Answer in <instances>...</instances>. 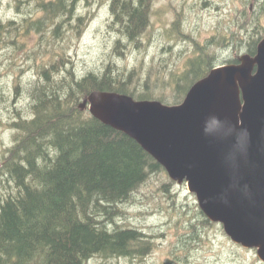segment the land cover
<instances>
[{
  "label": "trees",
  "instance_id": "trees-1",
  "mask_svg": "<svg viewBox=\"0 0 264 264\" xmlns=\"http://www.w3.org/2000/svg\"><path fill=\"white\" fill-rule=\"evenodd\" d=\"M15 1L17 16L0 22L1 68L13 80L9 91L0 85V125L6 122L13 132L11 145L0 154V264H88L97 258L142 262L153 250V237L120 223L123 207L134 202L151 176L165 171L136 141L80 104L94 91L180 104L215 66L236 64L241 52L254 56L264 25L257 16L248 22L251 36L240 26L203 44L187 36L193 56L180 73L170 72L168 91L156 90L150 72L140 82L139 71L125 76L113 64L76 76L68 44L88 20L77 13L80 0ZM155 1L109 0L108 28L117 36L113 50L119 57L127 44L142 47ZM165 34L170 38V30ZM34 37L38 40L30 48ZM51 41L60 43L49 49ZM213 42L231 50L230 58L219 62L209 47ZM19 52L25 54V69L15 59ZM28 68L34 74L22 85ZM171 184L161 185L168 196ZM197 214L179 237L184 255L201 240V228L215 226L200 210Z\"/></svg>",
  "mask_w": 264,
  "mask_h": 264
},
{
  "label": "water",
  "instance_id": "water-1",
  "mask_svg": "<svg viewBox=\"0 0 264 264\" xmlns=\"http://www.w3.org/2000/svg\"><path fill=\"white\" fill-rule=\"evenodd\" d=\"M80 108L186 183L206 219L264 263V39L254 56L212 68L180 104L94 91Z\"/></svg>",
  "mask_w": 264,
  "mask_h": 264
},
{
  "label": "rangeland",
  "instance_id": "rangeland-1",
  "mask_svg": "<svg viewBox=\"0 0 264 264\" xmlns=\"http://www.w3.org/2000/svg\"><path fill=\"white\" fill-rule=\"evenodd\" d=\"M14 4L15 0H0V22H7L17 16ZM77 8V13L88 20L81 34L73 37L68 44L76 76L82 77L90 71L99 73L102 68L113 64L125 76L136 69L140 73V82L150 72L149 82L156 90L168 91L170 72L180 73L186 61L193 56L194 45L186 41L187 36L203 44L214 36L219 38L223 32L234 31L240 26L247 27L251 36L252 25H248V22L257 16L260 24L264 25V0H156L151 26L142 47L127 44L121 49L123 56L119 57L113 50L117 36L108 28L109 0H80ZM174 22L178 23L176 28H173ZM169 30L170 38L165 34ZM241 32L249 39L244 29ZM37 40L38 37L30 40V48ZM59 43L51 41L49 49L52 46L56 48ZM209 47L216 51L219 62L232 55L231 50L219 49L214 42ZM3 53L4 50H1V58ZM243 54L241 52L239 56ZM24 55V52H19L15 59L25 69ZM1 67L0 63V85L9 91L13 80L6 76L9 72ZM33 74L34 69L31 72L28 68L22 75V85L27 84ZM5 123L0 125V154L11 145L13 138V132ZM168 182L172 183L169 185L171 196L164 193L161 187ZM123 208L124 217L120 223L153 237L154 247L150 256L142 262L127 259L104 262L97 258L88 264H162L166 258L178 264H264L257 258L255 249H245L233 243L222 226L216 223L215 226L201 228V240L184 255L180 251L179 237L186 231L190 216H198L199 208L195 195L188 191L186 183L172 182L166 173L151 176L135 194L134 202ZM176 257L181 261H177Z\"/></svg>",
  "mask_w": 264,
  "mask_h": 264
}]
</instances>
